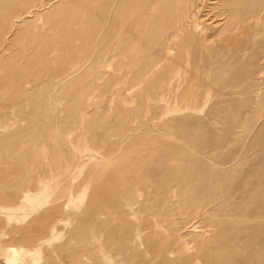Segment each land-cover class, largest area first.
I'll use <instances>...</instances> for the list:
<instances>
[{
    "label": "rangeland",
    "instance_id": "374dc122",
    "mask_svg": "<svg viewBox=\"0 0 264 264\" xmlns=\"http://www.w3.org/2000/svg\"><path fill=\"white\" fill-rule=\"evenodd\" d=\"M177 1L0 0V264H264V0Z\"/></svg>",
    "mask_w": 264,
    "mask_h": 264
},
{
    "label": "bare ground",
    "instance_id": "6f19581e",
    "mask_svg": "<svg viewBox=\"0 0 264 264\" xmlns=\"http://www.w3.org/2000/svg\"><path fill=\"white\" fill-rule=\"evenodd\" d=\"M208 1L209 0H178L177 3L175 2L176 3L175 4L176 12L171 14V19H174V20H172L173 21L172 26L169 28V30L164 29L162 32V35H163L162 37H165V38H164V41H163L161 46L165 49V52H166L165 56H166L167 61L169 60V58H170L169 56L171 55L170 46H172V45H169V46L165 45V40L169 41L170 44L171 43L174 44L173 46L175 47L179 43L185 44L184 41H187L191 38L193 40L199 39L200 44H201L200 47L202 48V50H210L211 46H213V48H215L216 46H220V48H221L222 44L233 45L236 43L235 42L236 38L233 36L232 33H234L235 31H237L239 29L241 30L242 25L245 23V21L244 22H242L241 20L238 21L237 18H234V17H237V15L240 16L239 10L236 11V8H235V7H237L238 3H240L239 0H230L229 2H227L226 0H225V2L219 1L218 7H217L220 11L219 17H224V19L221 22L223 25H222V28L220 29V32H219L218 38H217L219 40H216V41H213V38L217 37V34H208L207 29L204 27V25L201 21L202 10H204V7H205L206 3H208ZM261 4H262V2L259 1L258 6L255 10L254 9L251 10L250 8L245 9L247 12V15H248L247 19H249L250 16H252L250 18H255L256 22H257L256 26L258 29H259V27H261V21H263V16H264V8L261 7ZM192 10H196L197 12H195L196 15H195V17H193V20L190 21L189 16L193 14ZM178 11H180V13H178ZM21 20H22V18H21ZM192 24H193L192 28L194 29V31L196 33L191 32L189 30V28H191ZM182 30H186L187 33L185 31L183 32ZM173 41H174V43H173ZM224 47H223V49H224ZM163 48H162V50L164 51ZM224 60H226L227 62L233 61V60H235V57L225 56ZM108 64H106V65H108ZM39 170H41V168ZM4 171H5V169H4ZM1 173L2 172H0V176H1ZM5 173H6V171H5ZM2 174H4V173H2ZM2 176H4V175H2ZM5 176H7V175L5 174ZM27 187L33 188V186L30 184ZM14 191H17V190H14ZM17 193L19 196H15L16 197L15 199L11 198V201H12L11 204L14 205V207H13L14 210H21V209L23 210L24 206L27 205L25 203L27 201L32 202V200H31L32 198H31V196H29V192H19V190H18ZM3 194H5V193H3ZM3 197H5V196H3ZM2 210L3 209H0L1 214L4 213V211H2ZM0 255H2V256L7 255L10 258H14V257L18 256L17 248L11 242L10 243L5 242L4 247L0 249Z\"/></svg>",
    "mask_w": 264,
    "mask_h": 264
}]
</instances>
